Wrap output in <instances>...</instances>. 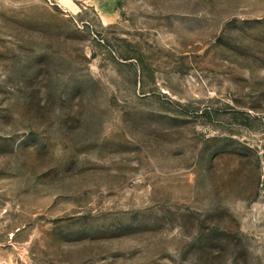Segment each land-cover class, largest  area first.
<instances>
[{"label": "rangeland", "instance_id": "obj_1", "mask_svg": "<svg viewBox=\"0 0 264 264\" xmlns=\"http://www.w3.org/2000/svg\"><path fill=\"white\" fill-rule=\"evenodd\" d=\"M0 264H264V0H0Z\"/></svg>", "mask_w": 264, "mask_h": 264}, {"label": "crops", "instance_id": "obj_2", "mask_svg": "<svg viewBox=\"0 0 264 264\" xmlns=\"http://www.w3.org/2000/svg\"><path fill=\"white\" fill-rule=\"evenodd\" d=\"M109 15H111V13H108Z\"/></svg>", "mask_w": 264, "mask_h": 264}]
</instances>
